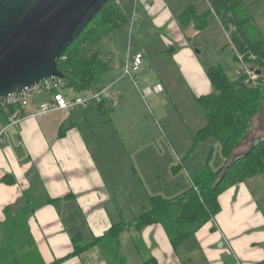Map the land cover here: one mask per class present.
<instances>
[{
    "label": "crops",
    "instance_id": "obj_1",
    "mask_svg": "<svg viewBox=\"0 0 264 264\" xmlns=\"http://www.w3.org/2000/svg\"><path fill=\"white\" fill-rule=\"evenodd\" d=\"M137 2L150 18L151 26L165 33H159L157 38L170 57L171 70L175 71V81L170 77L159 80L161 91L171 95L179 106L177 119L188 134L167 121L174 144L168 136L164 139L171 148L167 151L174 150L192 142L195 133L206 124L196 99L212 92L206 71L213 66L203 65L198 59L194 52L198 44L190 43L188 34L193 31L195 37L202 33L193 25L181 27L176 21L180 14L172 15L163 0ZM189 6L194 7L196 14L211 10L210 4L201 13L195 5ZM133 30L130 29L129 37ZM133 47L129 43L120 66L109 65V71L99 81L102 86L94 94L105 90L108 98L101 106L96 104L97 120L92 121L94 112L85 110V105L31 117L40 102L50 101V96L47 99L45 96L40 101L32 100L31 108L19 110L23 119L18 125L2 129L0 223L5 219L6 208L16 213L24 207V192L42 200L28 217L27 228L43 264L64 259L73 253L74 245L91 243L116 223L132 224L150 208V197L178 196L189 187L188 184L182 189V174L188 183L189 176L204 165L203 162L197 169L183 168V172L173 174L176 165L160 160L163 156L158 152H162L163 146L148 141V129L135 125L132 115L122 109L114 111L123 105L117 94L122 93L125 84L122 82L126 58L139 52L143 55L140 68L147 63L146 47L144 50ZM108 104L115 107L110 113ZM4 122L0 118V128ZM261 137L264 135L253 139L242 152L238 149L240 145L233 157L245 153ZM209 141L208 152L211 148L214 153L219 150L218 143ZM221 159L217 158L213 169L224 164L222 156ZM189 160L190 157L186 161L188 166ZM254 178L225 190L218 197V214L176 249L161 226L137 231L131 225L119 235V256L125 264H260L264 260V192L261 194L254 188ZM69 195L71 198L65 199ZM47 199L57 200L44 202ZM2 239L0 232V247ZM111 262L99 244L57 264H114Z\"/></svg>",
    "mask_w": 264,
    "mask_h": 264
},
{
    "label": "trees",
    "instance_id": "obj_2",
    "mask_svg": "<svg viewBox=\"0 0 264 264\" xmlns=\"http://www.w3.org/2000/svg\"><path fill=\"white\" fill-rule=\"evenodd\" d=\"M208 2L211 10L201 14H196L194 7L188 6L178 16L180 26L186 28L193 25L195 30L202 32L208 26V18L214 13L223 26L232 27L231 41L243 63L249 68L262 71L261 76H257L255 81L252 79L250 84H247L250 77L246 74L230 80L218 66L206 71L212 92L196 99L206 124L195 133L184 159H188L201 143L211 138L217 141L224 164L217 169L212 168L209 162L214 150L211 148L204 165L189 176L190 184L185 191L171 199L150 197V208L141 213L132 224L119 222L112 225L104 236L91 243L74 245L73 253L65 258L101 244L106 257L111 258L114 264H125L124 259L119 256L118 238L131 225L137 231L152 225L161 226L172 248L176 249L218 214V197L225 190L255 176L262 175L264 178V139L234 160L232 154L245 138L251 118L259 112L264 101V40L243 0ZM125 22L126 16L116 1L110 0L59 59L57 70L63 76V87L75 92H86L99 83L109 71V64L102 59L96 46ZM15 110L13 106L7 107L6 113L0 108V118L5 121V126L8 114ZM179 169V165L174 166L172 173L176 174ZM23 198L25 204L20 211L14 213L9 208L4 210L5 219L0 223L3 236L0 247L2 264H43L38 251L33 248L34 243L27 228L28 217L33 215L43 201L30 192H24ZM69 198L70 195L65 196V199ZM56 200L47 199L44 202ZM260 264H264V260Z\"/></svg>",
    "mask_w": 264,
    "mask_h": 264
},
{
    "label": "rangeland",
    "instance_id": "obj_3",
    "mask_svg": "<svg viewBox=\"0 0 264 264\" xmlns=\"http://www.w3.org/2000/svg\"><path fill=\"white\" fill-rule=\"evenodd\" d=\"M115 1L120 2L118 6L121 12L125 14L127 20L125 24L118 30L103 39L96 46V50L100 53L102 59L109 63L110 67L118 68L120 66L122 57L127 53V47L129 43L132 44V47L134 46L139 50H144L145 46L148 51V59L144 68H139L135 73H132L131 76H125V79L122 82H125L122 93L117 94V97L123 100V105L121 108L119 107L114 111H119L122 109L124 113H129L132 115V121H134L135 125L137 124L141 128L146 127L148 129L146 136L148 141H153L163 146L162 152H158L159 156H161V153L163 156L160 158V160L164 162L172 161L173 164L177 166L179 165L180 173L183 172V168H187L189 171L197 169L203 164V162L205 163L204 159L209 155L208 149L209 144H211V141L209 140H213L216 143L217 141L210 138L206 142L201 143L191 154V156H189L190 166H188V162H186L189 157L188 159L186 158L187 160L184 159V157L187 154L186 151L190 149L192 142L184 143L178 147H174V150L167 151L171 148L170 145L165 142L166 140L164 138L168 136L171 144H174L170 137L169 131L167 130V121H169V124L175 128H178L179 131L182 130L186 136H188V134L187 130L182 128V124L177 119L178 114H180L179 106L176 104L174 98H172L171 95H166L163 90L161 91L159 86L160 79L167 80L170 77L175 81V71L171 70L170 57L163 51L164 48L158 40L159 33H165L163 30L151 26L150 18L147 16V14L145 15L137 0ZM163 1L167 5L170 13L175 17L181 14L182 11L186 10L191 4L196 6L199 13L209 8L208 0ZM243 2L247 12L252 18L254 25L258 28L259 33L264 40V0H243ZM217 18L218 17L214 13L210 15L208 18L209 26L203 32H201L202 35L192 37L193 31H189L188 37L191 39L190 43L197 42L198 44V46L194 49L198 59L203 65L220 67L230 80L236 79L240 74H246L251 79H253V81H255L257 76H255L252 72H248L249 66H246L243 63L240 55L237 53L232 44V27L230 25L227 27L223 26L220 20ZM176 21H178L177 18ZM131 28L134 30L131 32V37H129ZM163 73L166 75L163 76ZM262 82L264 86L263 77ZM63 86L60 91L67 99H73L75 97L86 99L95 95L94 93L96 92L97 88L102 86V84H95L90 90L86 92H75L72 89L65 88ZM45 96L47 99L49 93L43 92L33 96L30 99V105L32 100L40 101L45 99ZM96 104V101L91 99L89 103L84 106L86 109L83 108L87 111L94 112L95 118L92 121H95L98 118ZM112 108L115 107L111 104H108L107 112L110 113ZM81 109L78 110V113H80ZM7 127L10 126L3 125L0 130L6 129ZM132 135L134 136V134ZM260 135H264V101L259 112H257L250 120L249 129L245 135V138L238 145V147L240 145L242 146L239 148L237 147L240 150L239 152L246 150L251 141ZM260 139H262V137L255 140L253 144H255ZM237 148L234 149L233 153L236 152L235 150H237ZM174 157L177 158L178 161L174 159ZM217 158L222 160L219 150L212 154L209 163H211V165L216 164L215 162ZM182 176L184 180L181 181L180 185L182 189H184L185 185L190 184V181L187 183L185 176L183 174ZM253 180L254 188L263 194V176H255Z\"/></svg>",
    "mask_w": 264,
    "mask_h": 264
},
{
    "label": "water",
    "instance_id": "obj_4",
    "mask_svg": "<svg viewBox=\"0 0 264 264\" xmlns=\"http://www.w3.org/2000/svg\"><path fill=\"white\" fill-rule=\"evenodd\" d=\"M109 1L0 0V99L46 79H63L59 59Z\"/></svg>",
    "mask_w": 264,
    "mask_h": 264
},
{
    "label": "built area",
    "instance_id": "obj_5",
    "mask_svg": "<svg viewBox=\"0 0 264 264\" xmlns=\"http://www.w3.org/2000/svg\"><path fill=\"white\" fill-rule=\"evenodd\" d=\"M143 60L142 53H136L133 56H128L123 64V76H131L132 73H135L141 66ZM133 79V77H132ZM264 80V74H263ZM62 79L59 78H50L46 79L32 88L25 89L24 91L9 95L7 98L0 99V108L4 109L7 113V107H15L16 110L12 114H8L7 125L6 126H15L23 119L20 109L31 108L30 99L43 92L49 93L50 101L41 102L37 107L32 110L30 116L38 117L57 110H68L70 108H76L79 106L87 105L91 99H94L97 104H100L104 99L108 98L106 91L102 90L101 92L93 95L91 98H79L75 97L73 99H67L62 93L61 89L63 86ZM2 131H0V140L2 137Z\"/></svg>",
    "mask_w": 264,
    "mask_h": 264
}]
</instances>
